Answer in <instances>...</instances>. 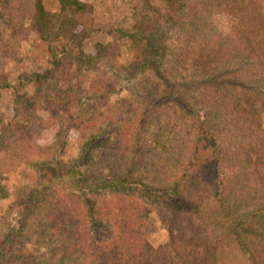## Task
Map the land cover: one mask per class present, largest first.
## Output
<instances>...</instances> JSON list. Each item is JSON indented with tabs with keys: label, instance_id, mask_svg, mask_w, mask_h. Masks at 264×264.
Here are the masks:
<instances>
[{
	"label": "trees",
	"instance_id": "trees-1",
	"mask_svg": "<svg viewBox=\"0 0 264 264\" xmlns=\"http://www.w3.org/2000/svg\"><path fill=\"white\" fill-rule=\"evenodd\" d=\"M43 1L31 0L29 25L38 39L56 44L50 49V79L64 82L65 89L55 94L42 75H23L21 84L40 91L32 106L19 108L31 133L46 118L62 144L77 143L78 179L68 180L92 198H64L45 210L40 208L43 190L21 189L16 224L0 230V264H264V0H161L162 7L129 0L132 27L113 31L132 56L121 68L125 81L161 72L169 47L174 65L195 78L199 73V80L182 82L196 94L170 96L178 108L173 130H182L168 131L166 156L156 150L167 126L157 122L158 141L141 143L152 126L147 111L166 91L156 88L153 95L147 84L112 104L105 97L112 88L106 75L86 91L74 86L79 68L98 70L111 60L115 46L98 43L95 54L81 50L74 74L64 72L72 50L93 33L84 21L91 9L80 0H57L62 15L54 14ZM207 85L217 89H201ZM214 94L222 99L215 102L223 112L218 135L217 120L207 112ZM5 136L0 134V142ZM168 163L169 185L155 177ZM139 192L155 195L154 208L168 233L157 248L139 229ZM99 200L106 202L102 208ZM33 240L35 250L29 252L26 244Z\"/></svg>",
	"mask_w": 264,
	"mask_h": 264
},
{
	"label": "rangeland",
	"instance_id": "rangeland-1",
	"mask_svg": "<svg viewBox=\"0 0 264 264\" xmlns=\"http://www.w3.org/2000/svg\"><path fill=\"white\" fill-rule=\"evenodd\" d=\"M80 1L90 6L91 13L84 21L92 25L93 33L83 42L81 48L71 49V57L66 61L63 71L70 72L71 75L74 74L78 66L73 61L81 50L86 54H95V46L98 43H111L112 46H115L110 50L111 60L102 64L98 70L90 66L86 71L81 72L79 68L72 80V84L74 86L80 84L86 91L96 77L106 75V82L112 85V88L108 90L105 97L112 104H118L124 98L130 99L131 93L134 92L131 89L135 87L142 91V86L148 84V91H152L153 95L158 93L156 88L160 91L165 90L166 93H162L159 105H151L147 111V122L152 126L144 135L141 143L148 146L149 142L158 141V138L156 140L154 138L155 132L158 131L156 128V123L158 122L162 126H167V130L163 131L160 129L159 131L163 132L160 133L162 138L157 143L156 153L159 156L169 155L170 133L168 131H172L174 125H176L173 111L178 110L174 103H170V96L174 99L175 96L180 94H196L193 89L184 88L182 82L189 85L190 79L199 80V73L196 72L195 78L192 73H188L183 68V65L179 67L174 65V59L170 57L169 47L164 64L162 68H159L161 72L158 71L157 74L150 72L146 75L138 73L139 76L132 79L136 83L125 81L121 68L127 67L132 60V56L124 48L125 42L114 39L119 36V33L113 31L132 27L131 2L129 0ZM150 2L155 7H162L163 5L161 0H150ZM43 4L47 12L62 15L57 0H44ZM30 7L31 0H0V83L3 84L5 81L8 83L6 87L0 86V134L4 133L6 135L0 142L2 143L0 145V148H2V151H0L1 232L16 224L18 213H20V206L17 205L16 201L18 192L23 188L39 187L43 190V194L40 197L44 199V202H42L40 208L45 210L52 207L53 203H60L64 198H67V200L73 196L92 198L89 192L78 190L71 186V182L68 180V177L78 179V174L76 173L79 151L76 146L77 143H74L72 139L62 144V139L55 136L53 126H51L52 123L48 119L45 120L46 118L43 119L44 121L36 123L33 133H31V128L27 126V123L22 120L20 104L23 106L24 103L28 102L27 105L32 106L33 104L31 103L36 102V95L40 91L34 84L24 82L21 84L20 79L23 75H42L45 78L44 82H48L53 87L55 94L58 89L60 91L65 89L64 82L50 79L52 76L51 71L53 70L51 65L52 52L50 49H54L56 44L54 46L51 42H44L35 36L29 25L28 10ZM161 76L166 78L167 82L160 79L159 77ZM200 76H202V73H200ZM227 76L231 75L227 74ZM170 84L173 85L171 90ZM167 85L169 88H167ZM128 87L131 91L128 90ZM201 89H205L209 93L214 92L217 87L207 85L201 86ZM205 94L207 95V93ZM205 97L202 96V98ZM211 97L213 100L207 108V112L212 118L217 120L214 134L218 135L217 131L223 125V120H220L222 124H218V119L223 116V112L218 109L215 102L220 104L222 99L216 97L215 94ZM192 107L197 110L200 106L194 108L193 105ZM228 111H230L229 107ZM261 124L264 129V113L261 116ZM181 130L178 127L173 131L181 132ZM108 133H110L109 130ZM30 135H32V138H29ZM55 137L56 142L54 141ZM166 167L165 173L158 170L155 177H159L158 181L161 178L163 182L165 181L169 185L170 163ZM67 172H70L68 176ZM39 180L43 183L41 186L43 189L38 186ZM154 197L155 195L150 198L147 193L139 192L136 200L138 204L136 210L140 216L141 228L138 227L142 231L144 241L150 247L157 248L167 242L168 233L154 208V203H156ZM104 203L106 202L100 201L98 206L102 208ZM122 214L125 215L126 211ZM26 245L27 251L35 250L34 240Z\"/></svg>",
	"mask_w": 264,
	"mask_h": 264
}]
</instances>
